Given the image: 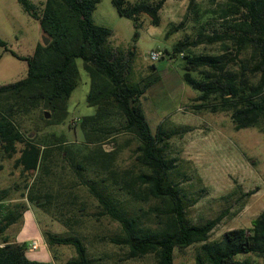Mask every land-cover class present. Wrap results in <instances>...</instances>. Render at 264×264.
<instances>
[{"label":"trees","instance_id":"1","mask_svg":"<svg viewBox=\"0 0 264 264\" xmlns=\"http://www.w3.org/2000/svg\"><path fill=\"white\" fill-rule=\"evenodd\" d=\"M18 1L41 24V30L51 41L48 45L38 42L32 55L22 56L10 50L0 37V45L28 63L26 77L0 86V169L6 159L14 158L15 167L24 175L35 173L33 181L26 183V190L19 197L14 196L18 186L17 189L0 188V264H48L29 258V243L18 242L9 229L24 221V213L30 205L50 210L59 204L52 193V184L44 177L53 172L50 162L57 158L56 149H62L63 157H71L70 163L79 175L83 163L96 166L94 171L105 175L101 181L85 183L98 200L101 214L120 224V232L106 238L126 248L127 258L152 254L156 264H174L176 248L194 243H201L195 264H254L249 257H240L250 253L264 258V210L253 218L250 227L229 229L216 240L210 237L226 210L202 223L189 219L185 194L174 177L175 165L166 156L164 147L166 139L179 130L167 131L161 125L154 130L143 106L142 98L159 76L134 79L135 51L125 53L115 47L111 43L113 30L93 18L101 0H45L41 7L31 0ZM112 1L118 13L132 19L137 26L142 13L149 14L158 24L160 10L167 0H142L133 4H125V0ZM225 1L231 11L242 13L243 20L234 25L237 32L215 33L208 40L212 43L232 39L239 54L251 47L250 58L242 60L241 68L235 71L228 68L229 58L225 53H188L184 80L200 92L196 97L201 101L199 108L231 111L236 130L253 126L264 130V0ZM193 3L194 0H190V5ZM199 42H178L173 53ZM77 58L83 59L90 77L88 104L96 107L94 114L84 116L79 123L83 146L75 149L74 145L64 144L62 138H54V134L31 137L24 130L25 125L38 110L50 111V118L46 117L47 112L41 116L47 124H62L66 120L68 99L80 79ZM203 66L209 67L204 76L195 77L192 72ZM151 68L156 70L157 66L152 64ZM248 70L260 74L259 80L253 82ZM121 129L138 143L135 162L123 172L117 169L116 151L106 152L101 145L113 131ZM92 142L99 145L87 152ZM78 156L81 159H77ZM40 170L44 175L42 172L39 175ZM105 180L109 183H101ZM110 186L124 190L136 202L156 203L142 213L130 211L113 198ZM43 235L50 246L75 247L77 255L69 259L68 264H97L81 236L51 230H43Z\"/></svg>","mask_w":264,"mask_h":264},{"label":"rangeland","instance_id":"2","mask_svg":"<svg viewBox=\"0 0 264 264\" xmlns=\"http://www.w3.org/2000/svg\"><path fill=\"white\" fill-rule=\"evenodd\" d=\"M31 1L41 7L45 0ZM139 1L142 0H125V4ZM93 18L96 23L113 30L111 43L115 47L125 53L135 51L134 79L159 76V80L149 87L142 98L143 106L154 130L160 125L167 131L179 130L166 139L164 147L166 156L175 165L174 177L185 194L189 219L193 223H202L226 210L225 217L212 232L210 240L220 239L225 231L232 228L250 227L253 218L264 210V130L255 126L236 130L231 111L199 108L201 101L196 100V97L200 92L184 80V64L188 53H225L229 58L228 68L235 71L241 68L242 60L250 58L251 47L239 54L238 46L232 39L212 43L208 40L215 33L237 32L234 25L243 20L242 13L231 11L225 0H194L191 5L190 0H167L160 10L158 24L149 14L142 13L136 26L132 19L118 13L112 0H101L94 10ZM42 35L39 22L24 10L18 0H0V37L7 42L10 50L30 56L38 42H43ZM195 40L200 42L174 55L173 48L178 42ZM152 49H161L164 53L157 62L150 59ZM10 50L0 45V86L20 80L28 74L27 61L14 56ZM152 64L157 66L156 70L151 68ZM77 65L80 79L68 99L66 120L62 124H47L41 116L48 112L50 118V111L38 110L25 125L24 130L31 137L54 134V138H62L64 144L74 145L75 149L83 146L84 137L79 123L84 116L94 114L96 107L87 101L90 77L82 58H77ZM208 68L203 66L192 73L202 78ZM248 73L253 82L259 80L260 74H253L249 70ZM127 142L129 144L125 145ZM137 144V140L122 129L113 131L101 143L104 151H116L119 172L135 162ZM98 145L90 143L87 152ZM56 152V160L50 162L53 172L47 176L40 170L39 175L43 173L48 183L52 184V193L57 196L59 204L50 210L29 206L35 211L42 231L81 236L89 255L97 264H156L152 254L127 258L126 248L106 238L120 232V224L110 216L101 214L98 200L85 183L95 179L101 181L105 175L96 173V166L90 167L87 163L79 168V175L70 163V155V158L63 157L60 154L62 149H56ZM3 164L0 169V188L14 189L18 186L14 196L19 197L26 190V183L33 181L35 173L24 175L20 168L15 167L14 158L6 159ZM101 183L108 184L109 181ZM109 190L119 205L130 211L142 213L156 203L136 202L124 190L113 186ZM250 191L253 192L248 194ZM21 224L23 226L22 220L14 224L9 232L16 235L22 228ZM200 245L194 243L186 248L177 247L174 264H195ZM60 247L64 250H55L58 256L63 254V258H71L76 255L74 246ZM240 257H249L254 264H264V258L253 253Z\"/></svg>","mask_w":264,"mask_h":264},{"label":"crops","instance_id":"3","mask_svg":"<svg viewBox=\"0 0 264 264\" xmlns=\"http://www.w3.org/2000/svg\"><path fill=\"white\" fill-rule=\"evenodd\" d=\"M23 226L19 232L16 233V240L18 242L26 241L29 243V248L27 250V255L29 258L44 261L48 264H68V260L71 258H63V254L58 256L55 253L57 251H63L61 245L50 246L45 240L41 225L37 219V215L34 210L28 209L24 213ZM36 240L39 243L37 249H31L30 244L32 241ZM63 253V252H60Z\"/></svg>","mask_w":264,"mask_h":264},{"label":"built area","instance_id":"4","mask_svg":"<svg viewBox=\"0 0 264 264\" xmlns=\"http://www.w3.org/2000/svg\"><path fill=\"white\" fill-rule=\"evenodd\" d=\"M163 55L164 53L161 49H152L150 51V59L153 62L159 61L163 57ZM38 247H39V243L36 240L32 241V243L30 244L31 249H37Z\"/></svg>","mask_w":264,"mask_h":264},{"label":"water","instance_id":"5","mask_svg":"<svg viewBox=\"0 0 264 264\" xmlns=\"http://www.w3.org/2000/svg\"><path fill=\"white\" fill-rule=\"evenodd\" d=\"M39 28L41 29V24L40 23H39ZM42 41H43L42 43L44 45H48L50 43V41H51V38L49 36H47L45 33H43ZM46 117H49V113L48 112L46 113Z\"/></svg>","mask_w":264,"mask_h":264}]
</instances>
